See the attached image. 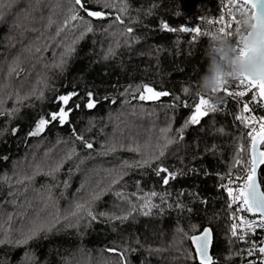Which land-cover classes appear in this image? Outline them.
Here are the masks:
<instances>
[{"label":"trees","instance_id":"1","mask_svg":"<svg viewBox=\"0 0 264 264\" xmlns=\"http://www.w3.org/2000/svg\"><path fill=\"white\" fill-rule=\"evenodd\" d=\"M59 2L15 0L0 18V66L8 64L26 44L39 40L43 45L40 35L47 39V33L54 32L55 24L48 28L46 20ZM109 3L114 7L106 9L108 19L102 24L93 20L95 31L75 42V51L63 71L45 69L44 64L54 63L63 43L71 45L79 31H68L60 43L50 41L43 52V63L29 69L25 79L32 87H38L41 74L48 76L44 98L25 101L14 116L0 115V212L6 214L5 219L11 217L8 238L17 239L16 230L25 227L36 210L45 207L41 201L49 194L47 211L55 212L61 220L53 231L41 232L23 245L0 244V264H121L120 252L126 264H194L188 236L205 227L212 233L211 255L216 264H243L234 255L239 252L236 241L229 238L227 194L219 187L224 182L219 176L227 178L230 170L232 174L238 171L233 167L234 157L237 144H246V128L235 120L238 106L229 98L221 111L202 118L199 125L185 128L183 139H179L177 130L192 114L198 82L206 71L209 38L200 35L193 43V34L162 28V22H167L177 29L200 27L202 32H209L207 21L220 12L218 0ZM89 6L97 7L91 0ZM80 15L90 19L83 12ZM117 16L122 23L115 19ZM129 27L133 29L130 34L126 32ZM109 47L115 48V55L104 59ZM143 85L170 95L144 101L134 98L139 96L138 86ZM185 87L190 89L187 94L182 91ZM71 91L81 96L70 104L74 110L69 123L54 122L39 136H28L41 116L47 118L58 110L57 96ZM87 92L98 101L90 110L83 106ZM205 96L213 102L219 98ZM185 102L190 107H184ZM76 103L81 104L79 109H75ZM15 106L14 100L6 99L5 110ZM14 128L18 131L12 134ZM165 128L171 129L167 135L178 142L165 149V156L157 164L178 173L176 178L165 185L153 170L156 164L151 168L129 167L123 180L93 203L96 220L85 216L79 227L67 226L75 220L65 221L64 217L88 197L89 187L106 177L109 170L126 163L135 165L142 154L147 156L149 146L154 148ZM77 135L91 142L93 149H85ZM113 144L115 150H109ZM72 149L76 154L65 160L54 175H47L45 167L31 180L17 183L25 173L31 175L37 164L54 166ZM259 176L264 181V166ZM153 192L157 195L151 196ZM148 201L151 206L146 208ZM132 204L136 211L127 220L110 218L124 214ZM5 238L0 231V239Z\"/></svg>","mask_w":264,"mask_h":264},{"label":"snow or ice","instance_id":"2","mask_svg":"<svg viewBox=\"0 0 264 264\" xmlns=\"http://www.w3.org/2000/svg\"><path fill=\"white\" fill-rule=\"evenodd\" d=\"M92 3L97 5L95 9L89 6V0H60L54 8H52V16L46 20V26L52 28L55 24L54 32L47 33V39L44 35H40V40H43V45L39 40L31 44H26L23 50L13 56L10 62L6 65L0 66V115L14 116L24 102L32 98L43 99L44 90L48 87V76L41 74L40 79L37 81L38 87H32L25 77L28 76L29 69H35V66L43 63V52L48 48L50 41L60 43L65 40L68 31H79V36L73 37L71 45L63 43L62 52L59 54L58 59L51 65L44 64L45 69H58L64 70L68 57L75 51L74 44L77 40L83 39L87 34L95 31L93 27V20L100 21L101 24L108 19L106 9L114 7L109 3V0H91ZM15 0H0V18L3 17L4 12L12 7ZM249 5L251 7H249ZM227 9V19L224 15H221L216 20H208V24H216L218 27L215 31H218L220 35L226 36L232 39L236 37L234 44V51L238 57L251 65V72L248 75L242 76L239 79L230 80L222 83L221 87L214 90V96H219L216 102H213L211 98H206L204 94L197 93V101L195 102L192 114L185 120L180 129L179 139H183V130L189 126L199 125L202 118L208 116L210 113H217L222 110V106H226L228 99H232L237 106H241V111L235 116V120L239 121L245 128L248 129L247 138L248 156L245 159V145L243 142H239L236 147V154L234 157L233 167L238 168L239 171L233 177L230 170L227 174V183L219 185L227 193V208L229 210V238L230 241H239L247 245L239 252L235 253V256H239L243 264H264V236L259 239L249 240V236H257L258 233H264V181L259 176V170L261 166H264V149L261 148L264 145V116L256 117L253 113L251 105L260 104L264 105V0H228V3L224 5ZM124 11V9H121ZM241 11L248 13L254 23L252 25L253 31L244 32L241 29L239 15ZM83 12L85 16L80 15ZM31 14L29 13V17ZM53 17H56L54 20ZM122 23L120 16L115 18ZM233 25L235 27L233 28ZM23 27V26H21ZM162 28L169 32H182L192 35V41L195 43L200 35L208 36L209 32H202L200 27H188L181 26L178 29L170 27L167 22H162ZM82 29V30H81ZM131 27L126 29L128 34L132 33ZM39 34V33H38ZM124 35V33H120ZM113 35H116L115 33ZM128 43V40H125ZM118 46V41L116 42ZM55 47V43L52 44ZM115 55V48L109 47L104 55V59H109ZM237 81L238 83L233 89L231 82ZM142 87V91L140 88ZM241 88L243 90H241ZM255 89V91L253 90ZM139 96L141 101L144 100H156L160 97L169 96L167 91H157L152 86L143 85L138 86ZM185 94L189 93L188 87L182 90ZM251 92V98L244 100L243 98L248 96ZM81 94L77 91L67 92L65 94L58 95L56 100L58 102V110L53 111L47 115V118L41 116L36 122L34 128H32L27 135L30 137L39 136L46 127L54 122H58L60 125L69 123V117L74 110L70 107V104L74 100L79 99ZM6 99H12L15 102V107L10 110H5L4 104ZM175 100L179 101L180 97L176 96ZM114 102V101H113ZM98 101L94 98L92 92H87L83 98V106L87 109H93L96 107ZM184 107H190L187 102L183 104ZM81 107L80 103L75 104V109ZM246 113L247 115H244ZM18 129H12V134H15ZM171 131L170 128L161 130V135L157 139L156 144L149 146L147 156H143L142 159L135 165L125 164L119 169L109 170L106 177L101 178L94 182V186L89 187L88 197L80 202H77L73 210H70L69 214L64 217L67 221L70 218L75 220V223H70L69 227H79L80 219L85 216L91 220H96L97 216L92 210L93 203L98 200L104 192L111 189L112 185L120 183L124 176L127 174V168L129 167H149L154 164L157 166L153 169L155 174L161 178L163 184L167 185L170 180L175 179L178 173L170 171L162 163L157 164L158 161L165 156V149L178 140L169 137L167 134ZM223 132V129H219ZM76 139L81 141L83 147L88 150H92L94 145L91 142L85 140L82 135H77ZM161 140L163 145L161 146ZM154 149H159L158 151ZM109 150H115V144ZM130 151H138L139 149L129 148ZM211 151H214V146ZM75 149L69 151L65 157L54 166L44 164H37L33 169L31 175L25 173L21 179L17 180V183H23L24 180H31L34 176L40 173L45 167H47V175H54L57 172L65 160L71 159L74 156ZM47 155V154H45ZM6 159V157H5ZM221 180H225V175H220ZM235 185V186H233ZM120 195V193H117ZM151 196L157 195L155 192L150 194ZM51 200L49 194L46 198L42 199L41 203L45 205L44 208L36 210L34 216L30 218V222L25 227L16 230L17 239L15 241L10 240L9 229H11V217L5 219L6 214L0 212V231L5 233V239H0V244L7 242H14L17 245H23L28 240L37 237L41 232L48 233L57 228V225L61 223L60 217L55 212L47 211V201ZM150 201L144 204V207H150ZM136 211V205L132 204L131 207L121 215H115L110 217L111 219L125 221ZM148 213L145 212V215ZM101 215H106L101 213ZM251 217V218H249ZM7 226V227H5ZM211 230L209 228L203 229V232L199 235H190L188 239L194 249V254L191 255V259L194 264H216L213 257L209 253L211 244ZM109 252H116V249H108ZM27 255V254H26ZM121 257V264H126L124 259V253H119ZM186 258L188 253H185Z\"/></svg>","mask_w":264,"mask_h":264},{"label":"clouds","instance_id":"3","mask_svg":"<svg viewBox=\"0 0 264 264\" xmlns=\"http://www.w3.org/2000/svg\"><path fill=\"white\" fill-rule=\"evenodd\" d=\"M239 19L242 31H253L254 21L248 13L241 11ZM208 38L205 49L208 64L198 82L197 93L214 96V90L219 89L222 83L250 74L251 65L238 57L231 38L220 35L218 31L209 32Z\"/></svg>","mask_w":264,"mask_h":264},{"label":"built area","instance_id":"4","mask_svg":"<svg viewBox=\"0 0 264 264\" xmlns=\"http://www.w3.org/2000/svg\"><path fill=\"white\" fill-rule=\"evenodd\" d=\"M219 2V5H220V12L218 13L217 16H215L214 18H211V20H216L218 19L221 15H224L225 16V19H227V9L224 8V5L228 3V0H218ZM249 7H251L249 5ZM210 20V19H209ZM210 26V29H209V32L211 31H215L216 28L218 27V25L216 24H209ZM235 27V25H233V28ZM235 40H236V37L233 36L232 37V42L233 44H235ZM238 82L237 81H232L231 82V85L233 87V89H235V86ZM241 90H243L241 88ZM255 91V89H253ZM251 98V92H249L248 96L244 97L243 99L244 100H249ZM252 109H253V113L256 117H261V116H264V105H260V104H253L251 105ZM241 108H242V105L241 106H238V110H237V113L241 111ZM244 115H247L246 113H244ZM239 122V121H238ZM240 123V122H239ZM241 124V123H240ZM242 125V124H241ZM243 126V125H242ZM247 132H248V129L246 128V144H245V150H246V155H245V159L247 158L248 156V151H247V145L249 143L248 141V138H247ZM262 149H264V145L261 146ZM239 171V169H238ZM237 171V172H238ZM236 172V173H237ZM236 173H233V177L235 176ZM223 183H227V178L224 180ZM235 186V185H233ZM226 192V191H225ZM227 194V193H226ZM229 217V216H228ZM251 218V217H249ZM228 221H229V225L231 223V221L229 220L228 218ZM261 236H264V233H258L257 236H249V240H253V239H259ZM237 245H238V250L240 251L242 248H245L247 247V245L243 244V243H240L239 241H236Z\"/></svg>","mask_w":264,"mask_h":264},{"label":"water","instance_id":"5","mask_svg":"<svg viewBox=\"0 0 264 264\" xmlns=\"http://www.w3.org/2000/svg\"><path fill=\"white\" fill-rule=\"evenodd\" d=\"M262 167V166H261ZM205 228H208V227H205ZM205 228H203V229H205ZM203 229L201 230V232H199L198 234H195V235H199V234H201L202 232H203ZM210 229V228H209ZM210 239H211V244H210V248H209V253H210V255H211V247H212V233H211V236H210ZM190 243H191V241H190ZM191 246H192V244H191ZM192 248H193V246H192ZM194 250V249H193ZM212 256V255H211Z\"/></svg>","mask_w":264,"mask_h":264},{"label":"rangeland","instance_id":"6","mask_svg":"<svg viewBox=\"0 0 264 264\" xmlns=\"http://www.w3.org/2000/svg\"><path fill=\"white\" fill-rule=\"evenodd\" d=\"M236 170H238V169H236Z\"/></svg>","mask_w":264,"mask_h":264}]
</instances>
